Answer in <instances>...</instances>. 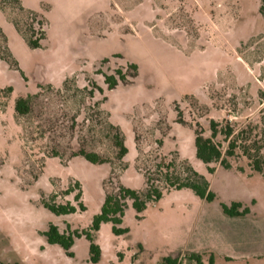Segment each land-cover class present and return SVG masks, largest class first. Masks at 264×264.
<instances>
[{"label": "rangeland", "instance_id": "obj_1", "mask_svg": "<svg viewBox=\"0 0 264 264\" xmlns=\"http://www.w3.org/2000/svg\"><path fill=\"white\" fill-rule=\"evenodd\" d=\"M17 1L43 16L47 29L42 48L31 50L14 26L20 16L0 0V264H91L86 238L68 255L44 234L50 225L88 230L100 213L112 167L71 156L84 149L115 159L106 115L128 150L124 171L115 161L121 185L143 190L139 169L181 158L210 182L215 198L166 192L140 220L130 203L120 227L128 234L104 224L96 235L99 264H164L182 254L189 261L185 250L194 248L202 264H264V175L240 153L231 169L215 165L210 175L196 157L194 133L199 125L209 137L211 120L237 133L264 109L260 0ZM129 64L139 77L109 91L103 75L131 73ZM91 83L104 91L94 102L107 99L102 114L74 94ZM66 86L71 91L57 94ZM29 96L32 113L19 118L15 103ZM52 149L62 159L49 157ZM74 181L82 185L84 213L57 217L43 207V196L54 194L58 203L75 204V194L64 195ZM234 204L247 214L225 215Z\"/></svg>", "mask_w": 264, "mask_h": 264}, {"label": "trees", "instance_id": "obj_2", "mask_svg": "<svg viewBox=\"0 0 264 264\" xmlns=\"http://www.w3.org/2000/svg\"><path fill=\"white\" fill-rule=\"evenodd\" d=\"M1 5L4 10L11 7L20 16L22 21L15 19L13 22L17 32L24 39L27 46L31 50L42 48V44L46 40L47 21L45 18L37 13L25 11L17 0H1ZM259 13L264 18V0H260ZM21 24L25 26L26 30L22 29ZM107 62L109 61L106 60L105 63ZM127 68L131 70V73H126L124 69H117L113 75H103L104 83L109 91L116 90L120 84L131 85L139 77V67L137 65L129 64ZM67 88L66 86L63 92H58L57 94L68 92V89L71 91V88ZM48 90L54 92L51 88H48ZM10 92L11 89L8 90V93ZM74 94L82 102L92 103L95 101L96 95L103 96L104 91L95 83H91L89 88L75 89ZM34 99V96H29L16 101L15 112L19 118H26L31 115ZM106 100V98H103L102 101L94 102L92 107L97 108L98 112L102 114L101 107ZM260 101L262 104L264 103V93L261 94ZM108 117L106 115L105 122L107 128L111 131L109 138L115 148V159L105 158L99 153L89 152L84 149H80L71 156V158L81 157L92 165H110L112 167V175L103 185L105 199L100 213L94 217L88 230L72 231L70 227H67L65 231H61L59 227L50 225L48 231L44 234L48 245L59 246L68 255H71V250L76 240L83 237L86 238L90 242L91 264H99L101 260L102 251L95 243V238L104 224H111L113 233L117 236L129 233L128 229H121L120 227L123 224L130 203L137 213V219L140 220L148 207L159 203L166 192L190 190L195 196L206 202H212L215 198L210 189V182L195 172L188 161L181 158L168 162H158L155 167L150 169H139L145 178V188L143 190H131L121 185L118 181V170L115 167L117 165L115 161L120 165L119 169L124 171L126 169L125 158L128 150L125 146L123 134L109 122ZM179 122L186 125L182 120ZM76 125L77 118L74 119L73 128ZM194 133L196 157L207 166L210 175L215 174L216 168L212 167L215 165L231 169L230 160L237 157L238 153L249 161V166L253 172L264 175V109L260 111L255 122L249 123L237 133L229 124L222 126L214 120L210 122L209 137L205 136V132L199 125H197ZM219 137L223 139L222 142L218 141ZM49 157L62 159L61 154L55 149L51 150ZM108 187L113 189L112 192L108 191ZM75 189L78 191L77 194ZM64 195H74L75 204L70 201L65 204L58 203V194H54L49 198L43 196V207L57 217L71 216L78 212L84 213L86 211L83 202L82 185L78 181L70 183L69 189L64 191ZM241 207V204H234L231 208L224 207L223 212L231 218L242 217L247 214V211L240 212ZM188 259L190 262L202 264V257L198 254H188ZM178 261L179 258L166 259L164 264H178ZM210 264H214L213 259H211Z\"/></svg>", "mask_w": 264, "mask_h": 264}, {"label": "built area", "instance_id": "obj_3", "mask_svg": "<svg viewBox=\"0 0 264 264\" xmlns=\"http://www.w3.org/2000/svg\"><path fill=\"white\" fill-rule=\"evenodd\" d=\"M187 258H186V255H181V257L179 258V261H178V264H187V261L188 260H186ZM196 264L195 262H189L188 261V264Z\"/></svg>", "mask_w": 264, "mask_h": 264}, {"label": "crops", "instance_id": "obj_4", "mask_svg": "<svg viewBox=\"0 0 264 264\" xmlns=\"http://www.w3.org/2000/svg\"><path fill=\"white\" fill-rule=\"evenodd\" d=\"M185 251H187V252H189V253H195V254H198V255L202 256L200 250H199V249H196V248H194V249H189V250L187 249V250H185Z\"/></svg>", "mask_w": 264, "mask_h": 264}]
</instances>
